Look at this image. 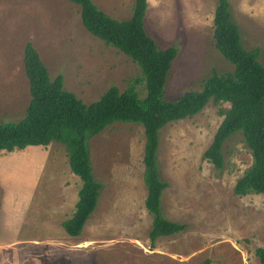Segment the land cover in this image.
I'll return each instance as SVG.
<instances>
[{
  "label": "rangeland",
  "instance_id": "374dc122",
  "mask_svg": "<svg viewBox=\"0 0 264 264\" xmlns=\"http://www.w3.org/2000/svg\"><path fill=\"white\" fill-rule=\"evenodd\" d=\"M93 2L118 21L133 15L135 0ZM229 2L244 47L259 48L264 66V0ZM216 7L217 0H148V35L159 49L178 51L165 87L168 100L201 91L214 72L234 71L215 47ZM80 12L69 0H0L1 123H17L25 117L30 101L23 63L28 43L38 51L51 79L62 76L65 90L85 104L97 102L113 86L124 92L134 85L141 99L147 95L145 82L135 84L143 79L140 67L91 35ZM230 107V103H209L196 116L170 123L159 132L160 177L169 185L162 195V209L168 220L187 225L184 233L152 244L153 219L146 210L124 219L120 215L116 221L112 211L104 209L110 195L126 194L144 183V129L115 123L88 140L95 178L103 185L99 207L82 236L91 242L78 248L67 244L73 250L70 255L42 256V264H62L66 258H72V264H203L206 260L259 264L256 250L264 248V195L240 197L233 192L252 163L243 136L236 134L225 143L222 171L203 157L224 120L220 110ZM81 186L62 144L0 151V264H16L12 256L16 250L32 246L16 243L23 234L52 232L56 242H62L61 222L74 213ZM143 191L147 194L145 187ZM52 246L65 248L61 243ZM30 260L28 264H37Z\"/></svg>",
  "mask_w": 264,
  "mask_h": 264
},
{
  "label": "trees",
  "instance_id": "16d2710c",
  "mask_svg": "<svg viewBox=\"0 0 264 264\" xmlns=\"http://www.w3.org/2000/svg\"><path fill=\"white\" fill-rule=\"evenodd\" d=\"M69 1L80 7L82 23L91 35L140 67L143 79H137L135 84L145 82L147 89V95L141 99L134 85L124 92L113 86L97 102L85 104L65 90L62 76L52 80L38 51L31 43L26 45L23 63L30 101L21 121L0 122V151L11 153L28 147H48L52 143L65 147L70 170L82 182L74 214L62 223L70 237L82 234L103 189L95 178L88 140L115 123H132L144 129L145 208L153 219L149 233L152 244L161 237L187 230V225L172 222L163 213L162 195L169 185L160 177L159 132L170 123L196 116L209 103L217 106L230 103L231 107L220 110L224 120L204 159L222 171L225 143L241 134L252 163L237 180L233 192L240 197L264 195V66L259 62V48L244 47L229 0H217L214 40L215 47L234 66V71L223 75L214 72L203 82L201 91L187 92L174 101L166 98L165 87L178 51L159 49L148 35L145 28L148 0H135L132 17L123 21L108 16L93 0ZM256 256L259 264H264V248H258Z\"/></svg>",
  "mask_w": 264,
  "mask_h": 264
},
{
  "label": "crops",
  "instance_id": "0c3cea01",
  "mask_svg": "<svg viewBox=\"0 0 264 264\" xmlns=\"http://www.w3.org/2000/svg\"><path fill=\"white\" fill-rule=\"evenodd\" d=\"M144 184L145 183L141 182V183H138V187L132 186V189L131 190L128 189L129 191H127L126 194H123V192L119 191L118 195H114V194L110 195L109 198L107 199V201H105V203H104V209L106 208L105 209L106 212L110 213L112 211V213H113V215H115V219L117 221V217H119L120 215L124 219L125 216L128 214L137 213L138 212L137 210H143V209L146 210L145 200L147 198V194L144 193V191H143V187L146 188V185H144ZM139 189L142 192L141 195H138ZM143 193L145 195H142ZM141 198H142L141 203H138ZM77 202H78V200L77 201L75 200L74 207L76 206ZM55 204H56V202H55ZM58 206H60V205H58ZM97 207H99V205H97ZM60 208L64 209L65 206H62ZM73 214L70 217H68L66 220L70 219L73 216ZM93 214H92V216H93ZM91 217L88 220V222L86 223V225L83 229V232L79 237H70L66 232H64L65 230L62 227V223L65 222L66 220H62L61 227H60V229H61L60 236H61L62 242L61 241L56 242L57 241L56 237L51 235L52 232H49V233L45 234L44 236H38V235L36 236V232H34L33 234H23V237L21 239H19L16 243L22 244L24 246L25 245H32V246H29V247L23 246L24 247V248H22L23 250H21V249H20V251H19V249L16 250L15 254L12 255V256H15L14 258H15L16 264H28V259H31L30 261H34V260L36 261L37 260V264H42V263H44L42 260V258L44 256H49V255L51 256L53 254H56L58 256V253H62L60 256H67V254L70 255L73 250L68 248V247H65V246H67V244L70 245L71 247L76 245L77 248L80 247L81 244H83V243L89 244L91 241L89 242L88 238L83 239L82 236L85 233L86 229L88 228V223L91 220ZM111 227H113V226H111ZM53 228L56 229V226L54 224H53ZM62 228H63V230H62ZM36 229H40V227H36ZM79 239H81V240L79 241ZM56 243H61V245L65 248L57 249V250L54 249V247L52 245H54ZM85 255L89 256L88 254H85ZM2 256H4V255H2ZM72 262H73L72 258H66L65 260L62 261V264H72Z\"/></svg>",
  "mask_w": 264,
  "mask_h": 264
}]
</instances>
